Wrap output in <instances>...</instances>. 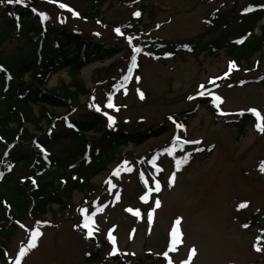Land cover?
I'll return each mask as SVG.
<instances>
[{
    "label": "rangeland",
    "instance_id": "rangeland-1",
    "mask_svg": "<svg viewBox=\"0 0 264 264\" xmlns=\"http://www.w3.org/2000/svg\"><path fill=\"white\" fill-rule=\"evenodd\" d=\"M102 1L57 0L53 3L51 0H24L36 9L37 22L46 30L59 27L63 21L70 28L94 37L96 42L116 44L115 38L126 42V37L152 38L166 48L172 44V49L191 42L206 46L221 39L224 26H217L211 20L212 15H224L234 9L239 17L228 26L231 29L248 13L244 11L246 8L257 9L264 4V0H144L138 4V8L146 6L143 24L133 33L121 36L115 29L131 21L136 12V8L130 5L134 0H125L126 3L106 0L101 5ZM59 3L67 4L80 15L74 16L67 9L60 8ZM4 4L11 5L6 0L0 3V27L10 16L3 8ZM97 10L100 14L95 18ZM87 11L90 19L86 17ZM38 13H47L49 18L42 21ZM263 22L264 18L258 24ZM25 30V26L15 23L12 37L0 47V60L15 59L19 53L32 54L37 41L27 45ZM34 31L39 33L38 29ZM129 46L133 51L132 43ZM121 48L123 51L118 55L82 69L81 77L91 93L80 97L75 104L78 107L75 114L85 112L90 105H97L101 108L100 113L107 112L115 117L114 126L126 131L163 125L166 131L141 145L121 149L115 160L91 179L95 189L88 194L73 193L74 206L71 208L57 214L49 212L38 221L28 214L23 216L8 246L7 261L0 260V264H17L18 259L20 264H111L104 258L117 254V260L126 256L140 259L138 264H264V250H256L257 245L264 249V239L260 237L264 228L262 223L244 227L257 209L264 213V172L260 171L264 162V134L257 132L256 116L248 111L255 108L264 115V50L252 59L253 65L237 64L238 69H233L227 77L225 73L231 60L225 48L213 53L210 49L200 53L178 52L174 58H162L161 61L143 54L140 55L139 70L126 86L125 94L124 87L115 88L120 79L118 66L121 64L122 70L128 67L125 62L127 49ZM95 74L100 81L96 84ZM29 78L27 76L25 80ZM61 80L71 81L66 69L56 73L48 87L57 86ZM213 80L214 83L210 82ZM138 89L144 93L143 99ZM201 92L204 94L200 95ZM109 94L119 107L118 112L106 107ZM215 96L221 97L223 102L215 101ZM201 99L204 103L199 105L187 128L177 131L169 115L179 113L177 119L182 120L186 115L183 112L195 108ZM34 107L37 113L39 107ZM55 110L63 114L68 108ZM221 111L228 115H221ZM241 111L252 114L244 133L239 132L232 120ZM26 126L39 133L31 124ZM87 134L90 137L100 135ZM176 137L200 143H187L184 150L169 147ZM212 148L213 153L205 157L207 150ZM2 153L4 148H0V156ZM188 153L192 154L191 159L177 170L176 161ZM154 156H158L156 164L163 167V171H159V191H155L156 180L151 177V185H144L145 188L140 185L146 179L139 174L148 177L153 171L157 173V168L150 163ZM124 161L129 162L131 171L126 170ZM117 168L120 174L115 176L113 173ZM174 172L175 181L170 186ZM110 177L111 184L107 183ZM157 199L161 202L159 208L155 207ZM245 202L247 207L238 210V205ZM97 206L102 210L97 211ZM52 208L58 210L57 205ZM85 208L88 215L96 213L91 236L93 242H87L83 234L88 232L83 227L85 216L81 212ZM178 218H181L179 226L175 224ZM174 227H179L182 233L175 243L171 236ZM36 229L42 233L37 247L20 258V250L26 247L31 231ZM110 232L116 238L115 245L108 239ZM102 242L99 249L101 260L87 261L86 255ZM193 248L196 249L195 256H191Z\"/></svg>",
    "mask_w": 264,
    "mask_h": 264
},
{
    "label": "trees",
    "instance_id": "trees-1",
    "mask_svg": "<svg viewBox=\"0 0 264 264\" xmlns=\"http://www.w3.org/2000/svg\"><path fill=\"white\" fill-rule=\"evenodd\" d=\"M143 1L134 0L130 3L132 8L141 12V16L133 15L129 23L123 24L120 27L123 33H133L142 24L146 6L138 8L137 5ZM105 2L103 0L101 5ZM3 6L10 16L0 27V47L12 37L16 20L26 28L27 45L37 41L32 54L19 53L15 59L5 62L0 60L3 69L0 70V148H4V153L0 156V260L3 263L7 261L8 246L17 233L23 216L28 214L34 221H38L49 212L57 214L71 208L74 206L73 193L80 191L88 194L95 189L91 179L104 171L122 148L141 145L166 131L164 125L131 131L120 126L109 127L106 117L92 107L75 114L78 109L75 104L80 97L91 93L81 77V71L86 65L118 55L123 51L121 47L127 49L125 62L130 67L133 55L137 62L142 54L153 55L161 60V56L164 59L174 58L178 52L200 53L210 49L213 53L224 48L230 60L239 66L243 63L253 65L252 59L264 50V23L258 24L264 18V7L246 13L241 22L231 29L228 26L233 25L239 17L234 9L224 15H212L211 20L217 26H224L225 30L221 39L214 40L209 45L199 46L196 42H191L172 49V44L166 48L156 39L136 38L132 40V45L142 51L134 53L130 44L124 40L115 38L117 45L96 42L94 37L83 31L71 30L67 25L43 30L37 22V12L29 4L13 3ZM151 13L153 16V11ZM99 14L100 10H97L95 18ZM86 16L91 17L88 11ZM35 29L39 33H35ZM257 29L259 33H256ZM241 39L243 43H237ZM69 46H73L71 50L67 49ZM120 65L117 74L122 78L128 74L129 68L122 70ZM64 69L71 81L66 83L61 80L57 86L48 87L51 78ZM102 70L96 73H101ZM27 75L30 77L28 81L25 80ZM111 79L114 82V78ZM94 81V84L100 82L96 74ZM203 103L204 100H199L195 108L187 110L182 120L177 119L179 114H174L172 124H182L187 128L190 119ZM34 106L39 107L37 113ZM58 107L68 108V111L61 114L55 110ZM251 117V114L244 113L232 119L240 133L245 132L251 123ZM27 124H31L39 133L32 132ZM57 128L59 130L55 132ZM176 130L181 128L177 126ZM88 132L100 135L90 137ZM54 145H59V148H54ZM171 145L178 150L185 148L180 142L173 141ZM212 153L213 148L207 150L205 157ZM53 205L58 206L57 211L52 210ZM261 223L264 227V213L257 209L244 225L247 224V228H250ZM260 237L264 239V228ZM103 242L96 244L94 251L86 255L87 261L101 260L99 249ZM104 260L111 264L140 262V259L126 256L121 260L108 256Z\"/></svg>",
    "mask_w": 264,
    "mask_h": 264
},
{
    "label": "snow or ice",
    "instance_id": "snow-or-ice-1",
    "mask_svg": "<svg viewBox=\"0 0 264 264\" xmlns=\"http://www.w3.org/2000/svg\"><path fill=\"white\" fill-rule=\"evenodd\" d=\"M4 2H5V0H0V3H4ZM6 2L9 3V4H12V3H24V0H6ZM51 2L55 3V2H57V0H51ZM59 7L60 8H63V9H67L68 11L72 12V14L74 16H79L80 15L74 9L70 8L67 4L59 3ZM261 7H264V5H262ZM33 11L35 12L36 9H33ZM244 11L245 12H251V11H254V8L252 6H249ZM38 14L40 15L42 21L43 20H47L49 18L47 13H38ZM133 15L135 17H140L141 16V12L138 10V11L134 12ZM157 27H159V25ZM115 32L118 35H121V36L124 35V33L121 31L120 28H116L115 29ZM97 35H99V33H97ZM126 39L128 40V43L129 44L132 43V40H133L132 37H126ZM237 43H243V39L238 40ZM185 47H187V46H185ZM133 51H134V53H139V52L142 51V49L139 48V47H136V48L133 49ZM168 55H171V54H168ZM131 59H132V67H130L128 69V73L129 74L128 75H125L123 77V82L119 86V87H124L125 88V94H127L126 93V83L130 79V76H131V73L133 71V68H135V67L138 66L137 63H136V56L133 55ZM233 69H238V66H237V64H236L235 61H230L229 62V69H228V72L225 73V77H227L231 73V71ZM0 70H3L2 69V66H0ZM222 78H224V77H221V79ZM136 80L139 81L140 80V77L137 76L136 77ZM210 82L214 83L215 81L213 80V81H210ZM200 87L201 88H204V85H201ZM117 90H119V88ZM137 91L139 92L140 98L143 99L144 98V93L142 91H140L139 89ZM203 94H204L203 92L200 93V95H203ZM189 99H193V97H189ZM214 99H215V101H218L220 103L223 102L222 101V98L219 97V96H215ZM216 106L219 108V103H217ZM90 107H95L97 111H101V108L99 106H97V105H90ZM106 107L108 109H115V111H117V112L119 111V107H117L113 103V96H112V94H109V96H108V102L106 104ZM248 111L251 112V113H253L256 116V118H257V123L255 125L257 131H259L261 134H264V115H262L261 112L259 110L255 109V108L248 109ZM220 114L221 115H228V113H224L222 111H221ZM239 114L240 115H243L244 112L241 111ZM104 115L107 116V118H108V121H109L108 126L109 127L114 126L115 123H116L115 117L112 116V115H109L107 112H104ZM169 119H173V118L172 117H169ZM177 126L180 127V128H184V125H182V124H178ZM176 140L179 141L180 140V137H176ZM184 143H193V144H196V143H200V141H188V140H186V141H184ZM200 150L201 149H197V151H200ZM169 154H171V152ZM191 155H192L191 153H188L185 157L181 158L180 160H177L176 161V169L177 170H180V168L182 167L183 164L188 163L189 160L191 159ZM157 159H158V156H154L153 159L150 161V163L154 167L157 168V171H163V169L159 168V166L156 164ZM123 163H124V166H125L126 170H128V171H131L132 170L131 167L128 166L129 165V162L128 161H124ZM260 171L261 172H264V162H262L261 165H260ZM119 174H120V169L117 168L116 171L113 173V175L118 176ZM141 175H143V173H141ZM174 181H175V172L170 177V182H169L170 186H171L172 183H174ZM107 183L111 184V177L109 178V180L107 181ZM160 187L161 186H160L159 181H156L155 182V191H159L160 190ZM117 199H119V197H117ZM142 199H144V198H142ZM160 205H161V202L157 199L155 201V207L156 208H159ZM245 207H247V202L241 203L240 205H238V210L239 209H242V208H245ZM100 210H102V208L100 206H97V211H100ZM128 211L131 212L132 209H128ZM153 211H154V209H153ZM81 212L85 214V219H84L83 227L88 230V232H87L88 237H91L93 235V227H94V224H95L94 217H95V214L96 213L93 212L91 215H88V209H86V208L85 209H81ZM136 215L137 216L140 215L139 211L136 212ZM149 220H151V215H149ZM175 224L177 226H179L181 224V218H178L176 220ZM244 227L247 228L248 225L245 224ZM41 235H42V233L39 231V229H36V230L31 231L30 239L27 242L26 247H24V248H22L20 250V253H19L20 258H23L30 249H34L35 247H37V240H38V238ZM181 235H182V233L180 232L179 227H174L173 230H172V232H171V236L173 238V243H175L176 240L180 239ZM108 239L113 243V245H115L116 238L111 235V232L109 233ZM256 250L257 251H262L264 249H261L259 247V245H257L256 246ZM195 254H196V249L193 248L191 250V256H195ZM164 255L167 256V253H164ZM191 256L189 257V259H191ZM17 264H20L19 259L17 260ZM185 264H187V262H185Z\"/></svg>",
    "mask_w": 264,
    "mask_h": 264
}]
</instances>
